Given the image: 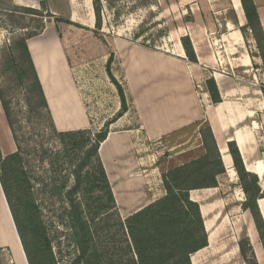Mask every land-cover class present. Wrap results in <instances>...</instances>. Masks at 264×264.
<instances>
[{
    "label": "crops",
    "instance_id": "crops-1",
    "mask_svg": "<svg viewBox=\"0 0 264 264\" xmlns=\"http://www.w3.org/2000/svg\"><path fill=\"white\" fill-rule=\"evenodd\" d=\"M12 3L52 16L44 22L41 34L28 39L26 45L55 130H91L94 124L87 112L83 80L69 62L53 19L72 24L64 32L74 26L90 30L95 25L93 0ZM158 4L160 15L172 21L168 35L179 31L172 53L114 40L111 73L123 90L127 110L111 121L98 157L118 215L124 221L164 197L161 175L201 158L205 151L200 131L209 127L224 173L216 177V187L189 192L207 235V246L191 255V264H199L205 252L209 257L223 247L229 260L237 256L239 264H246L239 251L240 239L235 238L243 227L257 264H264L253 220L241 208L245 196L228 149L234 144L245 171L259 180L263 197L258 208L264 222V71L261 59L252 57L246 46L248 25L241 2L158 0ZM254 4L264 34V0H254ZM184 37L189 38L197 63L187 60L181 44ZM208 79L216 84L218 104L212 103L206 90ZM111 87L115 92L112 83ZM118 98L115 113L120 110ZM0 121L10 137L1 103ZM0 150L6 157L16 149L13 144V150L4 154L0 142ZM6 207L2 200V210Z\"/></svg>",
    "mask_w": 264,
    "mask_h": 264
},
{
    "label": "trees",
    "instance_id": "trees-1",
    "mask_svg": "<svg viewBox=\"0 0 264 264\" xmlns=\"http://www.w3.org/2000/svg\"><path fill=\"white\" fill-rule=\"evenodd\" d=\"M240 2L248 28L252 31L264 71V34L254 0H240ZM152 6L159 8L154 0H146L141 8ZM93 10L96 28L94 36L109 52L105 70L119 95V116H121L127 110V104L123 90L111 73V64L115 52L113 37L102 33L100 30V0H93ZM46 17L52 18L48 12ZM149 17L153 19L154 14L149 13ZM53 20L59 34L60 27L72 25L60 19L54 18ZM43 29L44 24H41L28 36L23 35L15 39L8 52L4 53L0 60V103L16 149L13 154L6 157L2 156L0 150V187L12 215L28 264H52L50 241L38 216V208L31 193V181L25 171V164L27 165L29 161L38 158L43 163L47 159L43 136L54 142L59 139L61 141L69 139L74 146L88 147L85 158L88 160L93 157L96 160L98 177L94 182L101 184L100 189L107 195L108 202L120 221L121 231L126 233L127 240L125 242L128 252L132 254L129 259L131 264H191V255L207 246V235L199 207L189 200V192L216 187V177L224 173L220 155L209 127L200 131L205 154L193 162L163 173L161 179L165 196L124 221L121 220L98 157V148L106 139L107 132L97 133L94 135V139L90 141L87 130L61 133L54 128L42 87L26 45L28 39L40 35ZM166 33L167 30L165 29L159 30L157 38L161 39L162 36H166ZM181 44L187 60L191 63H197L189 38H181ZM144 48L150 49L145 46ZM205 87L212 103H220V95L214 80L208 79L205 82ZM16 92H20L23 98L26 109L24 113L26 118L24 117V119L26 126L30 127L28 130L20 124L21 121L12 105L11 97ZM262 92L264 94V86H262ZM77 138L81 140L76 141ZM228 149L245 196L241 208L243 211L249 212L264 251V222L258 208V200L263 197V194L259 187V180L255 175L245 171L236 146L230 143ZM21 184L25 185V190ZM79 185L78 181L70 194L78 190ZM68 223L78 252L75 264H104L102 255L93 243L95 237L90 225L84 221L80 206L74 201H70ZM26 235L36 241L34 253ZM238 246L242 259L246 264H250L247 256V250L251 248L248 239L244 236L239 241ZM250 252L252 258L255 259L252 249Z\"/></svg>",
    "mask_w": 264,
    "mask_h": 264
},
{
    "label": "rangeland",
    "instance_id": "rangeland-1",
    "mask_svg": "<svg viewBox=\"0 0 264 264\" xmlns=\"http://www.w3.org/2000/svg\"><path fill=\"white\" fill-rule=\"evenodd\" d=\"M145 1L100 0L101 32L112 36L113 41L122 40L140 47H148L156 52L172 53L174 39L178 37L179 31L168 35V27H172V21L160 15V7L158 9L155 6L141 8ZM154 2L159 6L158 0ZM30 10L32 11L14 5L12 0H0V60L15 39L23 35L28 36L39 25L49 21L44 10ZM151 12L154 14L153 19L149 17ZM219 27L218 24L217 29ZM62 28L60 32L62 45L66 49L72 68L84 83L82 86L85 87L87 112L94 124V127L87 131L91 141L97 133L108 132L111 121L119 116V112L115 113L116 98L119 95L116 87L113 85L115 92L111 87V81L105 70L109 52L95 38V25L90 30L74 26L66 28L64 32V27ZM162 29L167 30L166 36L158 39L157 32ZM244 39L250 55L259 57L253 34L249 35L247 29L244 30ZM11 100L14 111L21 121L20 124L28 130L30 127L26 126L24 119L26 109L20 92H16ZM43 137L47 159L43 163L38 158L29 161L27 165L25 164V171L31 181V193L38 208V216L50 241L52 264H75L78 256L73 233L68 223L70 201L80 206L82 217L90 225L95 237L93 243L102 255L103 263L131 264L129 259L132 254L127 249L126 233L121 231L120 221L110 206L107 195L100 189L101 184L94 182L98 177L96 160L93 157L88 160L85 158L88 147L74 146L69 139L66 141L59 139L54 142L46 136ZM11 138V133L9 137L0 121V142L2 145L3 142L5 143L9 152L13 150L14 144ZM5 139L8 144L4 141ZM81 139L77 138L76 141ZM78 181L80 183L78 190L70 194ZM21 185L25 190V185ZM0 194L3 196L2 192ZM1 195L0 264H28L10 210L7 207L2 210V200L5 201V199L1 198ZM244 233L245 227L241 228V233L239 232V235L235 237L236 241L243 239ZM26 239L34 253L36 241L28 235ZM220 249L209 257L205 254L207 252L202 254L198 260L199 264H239L241 260L239 257L229 260V257L224 256L227 251L224 250L225 247L223 250ZM250 249L252 248L247 250L248 261L250 264L257 263L256 259L252 258ZM35 255L37 256V253Z\"/></svg>",
    "mask_w": 264,
    "mask_h": 264
},
{
    "label": "bare ground",
    "instance_id": "bare-ground-1",
    "mask_svg": "<svg viewBox=\"0 0 264 264\" xmlns=\"http://www.w3.org/2000/svg\"><path fill=\"white\" fill-rule=\"evenodd\" d=\"M4 141H6V139L4 140ZM6 143H7V141H6ZM8 144V143H7ZM1 146H2V148H3V153H8L9 151L6 149V146H5V143L3 142V145H2V142H1ZM8 151V152H7Z\"/></svg>",
    "mask_w": 264,
    "mask_h": 264
},
{
    "label": "built area",
    "instance_id": "built-area-1",
    "mask_svg": "<svg viewBox=\"0 0 264 264\" xmlns=\"http://www.w3.org/2000/svg\"><path fill=\"white\" fill-rule=\"evenodd\" d=\"M247 33H248L249 35H251L252 31L248 28V29H247Z\"/></svg>",
    "mask_w": 264,
    "mask_h": 264
}]
</instances>
